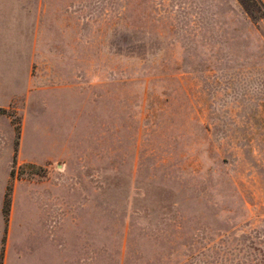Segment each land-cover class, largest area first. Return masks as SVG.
<instances>
[{"label": "rangeland", "instance_id": "obj_1", "mask_svg": "<svg viewBox=\"0 0 264 264\" xmlns=\"http://www.w3.org/2000/svg\"><path fill=\"white\" fill-rule=\"evenodd\" d=\"M245 1L0 0V178L46 182L57 264H264Z\"/></svg>", "mask_w": 264, "mask_h": 264}, {"label": "crops", "instance_id": "obj_2", "mask_svg": "<svg viewBox=\"0 0 264 264\" xmlns=\"http://www.w3.org/2000/svg\"><path fill=\"white\" fill-rule=\"evenodd\" d=\"M0 4V19L14 16ZM12 177L0 178V264H57V246L54 248L46 239V182L31 180L24 184L21 180L10 186ZM12 193L10 218L5 206L9 190ZM18 229V230H17ZM49 248V255H48ZM54 257V258H52ZM61 257V255H60Z\"/></svg>", "mask_w": 264, "mask_h": 264}, {"label": "trees", "instance_id": "obj_3", "mask_svg": "<svg viewBox=\"0 0 264 264\" xmlns=\"http://www.w3.org/2000/svg\"><path fill=\"white\" fill-rule=\"evenodd\" d=\"M241 1L243 5L245 6L246 10L253 16L254 14L252 12V9L249 7L247 2L245 0H241ZM257 3L259 4L261 11H264V2L262 0H257Z\"/></svg>", "mask_w": 264, "mask_h": 264}]
</instances>
